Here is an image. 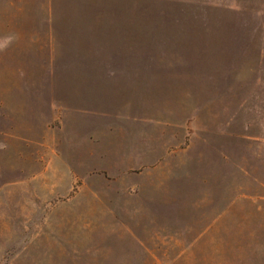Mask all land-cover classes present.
Here are the masks:
<instances>
[{"label":"rangeland","instance_id":"obj_1","mask_svg":"<svg viewBox=\"0 0 264 264\" xmlns=\"http://www.w3.org/2000/svg\"><path fill=\"white\" fill-rule=\"evenodd\" d=\"M43 128L166 159L33 202ZM0 158V264H264V0H0Z\"/></svg>","mask_w":264,"mask_h":264},{"label":"crops","instance_id":"obj_2","mask_svg":"<svg viewBox=\"0 0 264 264\" xmlns=\"http://www.w3.org/2000/svg\"><path fill=\"white\" fill-rule=\"evenodd\" d=\"M68 37L69 39L65 37V43L75 41L72 33L68 32ZM83 125H85V119L81 117V126ZM89 129L90 131L93 130L92 128ZM41 130L42 131H38L36 135L31 133V141L23 144H11L10 147H8L15 150L16 157H22L21 159L26 161V165L15 170L18 171L20 169L22 179H30L29 187L30 193L33 196V202H46L49 196L52 197L56 193L69 192V181L71 176L79 177L81 175V178L90 177L95 171L101 169L113 172V174H119L120 172H125L126 169L140 167L143 163L152 161L164 162L166 159V157H117L115 161H111L106 160V157H99L95 160L91 158L96 157H84L81 155V163L75 168L73 164L70 163L69 158H65L62 155L63 153L61 151L63 147H65L66 144L73 146L77 144L81 146L82 149L86 146L92 147L95 145L96 147V145L100 144V141L91 139L86 141L85 138H82L85 136V134L82 133L80 144L76 142V140L70 139L68 134H65L67 138H64L63 133L61 138L60 136L55 138V134H53L51 129L43 128ZM109 133L110 129L105 133L106 137H108ZM106 142L107 141L104 140L102 144L105 145ZM19 146H21L20 149L23 147L27 153L21 152L18 148ZM60 148H62L61 151L59 150ZM98 148L99 146H97L96 149ZM103 149H105V147ZM90 151H92V149H90ZM7 152H10V150H7ZM79 169H81V173H79ZM37 197L39 198L37 199Z\"/></svg>","mask_w":264,"mask_h":264}]
</instances>
